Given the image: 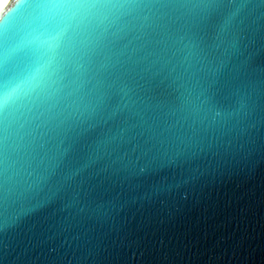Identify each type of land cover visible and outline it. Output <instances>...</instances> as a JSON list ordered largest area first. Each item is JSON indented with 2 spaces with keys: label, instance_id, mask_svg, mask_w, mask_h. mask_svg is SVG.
<instances>
[{
  "label": "water",
  "instance_id": "1",
  "mask_svg": "<svg viewBox=\"0 0 264 264\" xmlns=\"http://www.w3.org/2000/svg\"><path fill=\"white\" fill-rule=\"evenodd\" d=\"M0 264H264V0L2 5Z\"/></svg>",
  "mask_w": 264,
  "mask_h": 264
},
{
  "label": "clouds",
  "instance_id": "2",
  "mask_svg": "<svg viewBox=\"0 0 264 264\" xmlns=\"http://www.w3.org/2000/svg\"><path fill=\"white\" fill-rule=\"evenodd\" d=\"M13 3V0H7V3H4V0H0V4H3L4 8H9Z\"/></svg>",
  "mask_w": 264,
  "mask_h": 264
},
{
  "label": "bare ground",
  "instance_id": "3",
  "mask_svg": "<svg viewBox=\"0 0 264 264\" xmlns=\"http://www.w3.org/2000/svg\"><path fill=\"white\" fill-rule=\"evenodd\" d=\"M7 0H4V3L6 2ZM3 4H0V8L2 7Z\"/></svg>",
  "mask_w": 264,
  "mask_h": 264
}]
</instances>
